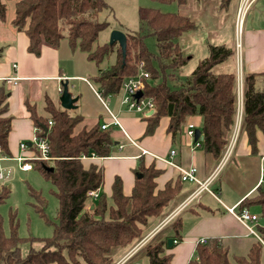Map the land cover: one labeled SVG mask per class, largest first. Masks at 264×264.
<instances>
[{
    "label": "trees",
    "instance_id": "obj_1",
    "mask_svg": "<svg viewBox=\"0 0 264 264\" xmlns=\"http://www.w3.org/2000/svg\"><path fill=\"white\" fill-rule=\"evenodd\" d=\"M6 1L0 0V19L6 14ZM170 2L172 0H158ZM184 1V0H180ZM227 6L231 0H220ZM104 0H14L11 23L25 31L28 50L38 54L43 43L56 46L66 39L72 48L86 54L96 65L115 51L116 59L105 69H99L94 80L103 96L116 94L121 82L138 72L139 64L149 73L144 81L143 95L153 102V113L143 116L146 122L144 135L155 130L162 116L169 118L166 131L174 138L186 117L201 116L200 144L202 149L219 161L232 133L237 113L236 77L233 71L214 72V66L233 55L226 44H208L207 56L198 60L192 71L180 77L175 71L186 64L190 56L184 55L177 39L185 32L195 30L196 23L188 16L173 12H161L156 8L138 7L139 31H126V50L122 57L119 45L97 43L98 34L108 27L106 20L98 15L107 9ZM148 35L154 36L157 54L150 52L144 43ZM1 53V51H0ZM171 71V72H170ZM258 73H245L242 88V116L240 130L244 131L256 152V130L264 131V89L255 86ZM6 93L0 89V155H8V133L11 115L7 114ZM36 127L46 136L48 161H33L43 176L55 188L58 205L52 235L37 239L42 243L38 249L30 246L25 255L20 245L35 238L20 237L13 211L9 214V234L3 230L0 215V264H112L116 250L128 246L141 236L148 218L158 215L169 199L179 190L181 179L166 182L161 190H155L156 178L161 170L153 163L145 166L140 159L134 171V185L130 195L122 191V181L115 176L111 184L108 204L102 191L96 200L88 195L99 190L103 184V168L81 160V155H111L113 136L110 129L100 127L78 128L83 120L79 114L70 115L49 98L45 99L41 114L33 104H27ZM51 121V124L48 122ZM42 125L46 126L45 131ZM52 166V170L44 166ZM7 186H1L0 199L7 196ZM38 202L36 211L44 216V200L40 193L30 188ZM259 206L264 217V187L258 184L254 195L243 197L239 209ZM173 237L180 238L182 223L179 218L172 222ZM264 240V224L256 227ZM167 235L162 231L143 245L127 263L143 260L147 264H170L171 255L166 253ZM264 248L255 240L245 255L233 256L237 264H264L261 260ZM187 264H231L228 248L220 237L198 242L195 253Z\"/></svg>",
    "mask_w": 264,
    "mask_h": 264
},
{
    "label": "crops",
    "instance_id": "obj_2",
    "mask_svg": "<svg viewBox=\"0 0 264 264\" xmlns=\"http://www.w3.org/2000/svg\"><path fill=\"white\" fill-rule=\"evenodd\" d=\"M239 3L240 0H237L235 10ZM12 17L8 20L0 19V89H3L7 95V114L12 117L8 133L9 154L0 155V160L18 156L19 143L22 141L30 143L34 135L35 125L27 104H33L39 113L45 114V99L49 98L56 106L63 109L59 102V87H62V82L67 81L68 90L77 99L74 102L75 106L66 110L70 115L82 116L83 120L78 128L99 127L101 122L110 120L109 112L119 121V125L110 124L106 128L112 131L114 139L111 155L97 156L90 160L103 168L104 181L98 192L102 191L110 196L111 184L115 176H119L123 193L130 195L135 177L133 169L140 159H143L145 166L153 163L156 169L161 170L154 178L155 190L163 189L166 182L180 177L178 167L187 169L194 165L196 176L200 181L216 170L212 182L208 185L214 195L207 191L196 194L194 190L197 188V183L181 181L179 190L165 206L164 212L168 213V216H164L165 220L163 217L157 219L153 224L155 231H162V234L167 235L168 238L177 240L176 243L172 242V247L167 246L165 250L171 255L170 264H187L193 257L195 246L201 238L220 237L228 248V256L230 248L238 245L242 250H249L256 238L247 233L244 225L227 211V207L239 203L245 196L254 195L258 180L264 178V131L256 130V152L252 153L246 133L240 130L244 74L258 73L255 86L259 90L264 89V0H247L241 33L240 59L235 54V41H231L230 45L226 44L233 49L232 61L226 71L235 73L237 113L228 144L232 136L234 139L229 146L226 145L219 161H215L207 154L201 144L194 145L190 135L187 138L185 134L186 137H183L177 133L172 138L166 131L169 120L166 116L160 119L152 134L144 135L146 122L143 116L145 115L128 110L121 103L120 91L105 96L101 94L94 78L99 73V69H105L115 62V51L106 57L108 60L106 65H103L105 58L96 65L87 59L84 52L72 48L66 39H62L56 46L41 44L39 53L34 54L28 50L29 39L25 31L12 25ZM113 28L124 33L130 31L128 28ZM104 42L106 40L102 43ZM99 65L102 67L100 68ZM186 75L188 74L184 76ZM10 77L15 79L8 81ZM97 91L100 92L101 97L97 96ZM188 120L186 133L189 124L200 129L202 120L200 115L188 116ZM178 137V143H175ZM227 146L229 153L220 164ZM171 150L175 152L170 157ZM166 159H170L176 166L166 163ZM231 159L234 170L238 173L244 172L253 162L254 174L248 185L242 186V181H239V184H232L230 180L221 181L219 174L224 164ZM17 166L22 171L18 161ZM108 187L109 191L106 192L104 188ZM257 208L250 206L249 210ZM251 212L256 214V211ZM176 218L182 223L179 230L180 238L173 237L175 231L173 232L171 224ZM243 245H248V248H244ZM131 247L116 250L114 262L122 259ZM129 259L124 264L140 263V261L127 263ZM143 264H147L146 261L143 260Z\"/></svg>",
    "mask_w": 264,
    "mask_h": 264
},
{
    "label": "rangeland",
    "instance_id": "obj_3",
    "mask_svg": "<svg viewBox=\"0 0 264 264\" xmlns=\"http://www.w3.org/2000/svg\"><path fill=\"white\" fill-rule=\"evenodd\" d=\"M107 4V9L99 13V20H106L109 24L108 27L102 30L98 34L97 43H102L106 40L108 42L110 32L113 27L128 28L130 31H139V18H138V7H151L160 10L161 12H173L180 15L188 16L195 23L197 28L183 33L177 42L182 49L184 55L190 56L188 63L178 68L175 71V75L184 77L185 74L194 68L197 61L204 56H207V45L208 44H227L235 41L236 26H235V7L237 0H231L227 6L221 4L220 0H172L170 2H160L158 0H104ZM14 14V0L6 1V16L8 20ZM244 23V21H243ZM247 23V21H246ZM116 29V28H113ZM146 48L153 54H157L158 49L156 46V40L154 36L148 35L144 38ZM235 47V46H234ZM232 58H228L221 64L214 66V72L226 71L229 68ZM108 60H103V65H106ZM100 66V65H99ZM233 66V63L232 65ZM102 66H100L101 68ZM232 68V67H231ZM171 72V71H170ZM185 73V74H184ZM165 117V116H162ZM162 117L160 119H162ZM160 119L158 124L160 123ZM164 121V120H161ZM188 117H186L184 123L181 125L178 134L187 138L189 135L186 133V126L188 123ZM157 124V126H158ZM192 125V124H191ZM192 127H196L193 126ZM184 134L186 136H184ZM177 138L175 143H178ZM87 163L89 160H84ZM51 164V161L49 162ZM0 173L3 178L0 179L1 184L7 186V196L0 199V215L2 216L3 230L6 235L9 234V212L10 210L15 213L17 221V234L20 237L35 238L33 241H24L20 245L22 254H26L32 246L34 249H38L42 244L37 240L44 237H50L52 235L53 226L50 222H56V209L58 201L53 194L55 191L52 183L46 179L41 171L37 167H33L28 172H23L18 169L17 161L15 158H3L0 160ZM254 174L253 162L248 165L244 172H236L234 170L233 159L228 160L224 164L222 171L219 176L221 181L230 180L232 184H239L242 181V186L248 185ZM218 176V177H219ZM30 188L38 191L44 200V216H41L35 208L37 205L36 198L31 195ZM109 191V187L106 189ZM108 190V191H107ZM106 201L108 204L111 199L107 193ZM221 196V195H220ZM169 202V201H168ZM167 205V204H166ZM165 205V206H166ZM165 206L161 209L158 215L150 216L148 218V226L144 227V231L140 237L135 238L128 246L123 248H129L139 244L137 249L143 247V245L149 242L155 234L158 232L154 230V222L163 217L168 216V213L164 212ZM252 209L250 211H256L258 215V221L260 224H264V217L260 216V208ZM166 214V215H165ZM166 216V217H164ZM173 222L175 220H172ZM151 227H153L151 229ZM157 232V233H156ZM254 239V237H253ZM255 241V239H254ZM244 248H248V245H243ZM241 246L230 248L229 259L232 264H237L233 261V255H245L247 249H241ZM121 249V248H120ZM136 249V250H137ZM119 250V249H118ZM135 250V251H136ZM138 251V250H137ZM119 252V251H118ZM122 254V251H120ZM135 252L133 256L136 254ZM119 254V255H120ZM113 256V261H114ZM135 257H140L135 255ZM262 263L264 262V251L261 255Z\"/></svg>",
    "mask_w": 264,
    "mask_h": 264
},
{
    "label": "built area",
    "instance_id": "obj_4",
    "mask_svg": "<svg viewBox=\"0 0 264 264\" xmlns=\"http://www.w3.org/2000/svg\"><path fill=\"white\" fill-rule=\"evenodd\" d=\"M246 6H247V0H240V3L235 13V26H236L235 54L238 59H240V55H241V33H242ZM14 79L15 77H10L8 81ZM148 79H149V73L142 68V63H140L138 72L133 76H128L124 78L119 88V91L121 92V103L125 105L128 110L143 114L145 116L149 110H153L152 100L149 97H144L143 95L144 81ZM61 88L62 87L60 86L59 87L60 93H61ZM138 90L142 91V95L140 97L135 96V93ZM96 94L98 97H101L100 92L97 91ZM109 118H110L109 121L100 123L99 126L100 129H106L110 124L119 125L118 119L110 112H109ZM48 123L51 124V121H49ZM41 130H42L41 128L35 126L34 135L30 143L28 144L23 141L19 143L20 154L16 156L15 159L18 161L19 168L22 171H27L32 169L33 168L32 162L34 160L48 161V162L52 160V157L50 156L49 153V147L46 136L42 134ZM187 133L188 135L191 136V138H193L194 128L192 127L191 124L188 125ZM233 139L234 136L231 137L228 146L230 145ZM194 145L196 146L200 145V138L194 141ZM228 146L221 159L220 164L229 153ZM174 152H175L174 150L170 151L169 153L170 157L174 154ZM95 157L97 156L94 153H90L89 155H81L80 159L92 160ZM165 162L168 163L169 165L176 166L170 159H166ZM178 169L180 171L181 181H189V182L197 183V188L194 190V193L199 194L202 191H207L214 195L213 191L209 189L208 185L212 182L216 170L212 171L204 180L200 181L196 176V167L194 165H191L187 169L180 167H178ZM2 178L3 176L0 173V179ZM258 184H261L264 187V178L261 177L258 180ZM98 193H99L98 190H91L88 192V195L91 197L92 200H96L98 197ZM238 205L239 203L232 205L231 207H227V211L231 213L242 225H244V227L247 230V233L253 235L264 248V240L256 230V227L260 225L258 221V215L251 212L249 208L239 209ZM206 240L207 238H201L198 240V242L204 243ZM172 242L176 243L177 240L173 239ZM139 244L140 242L135 246H132L131 249L125 254V256L122 259L115 261L112 264H124V262L133 255L135 250L139 247ZM131 264H140V263H131Z\"/></svg>",
    "mask_w": 264,
    "mask_h": 264
},
{
    "label": "water",
    "instance_id": "obj_5",
    "mask_svg": "<svg viewBox=\"0 0 264 264\" xmlns=\"http://www.w3.org/2000/svg\"><path fill=\"white\" fill-rule=\"evenodd\" d=\"M114 42H116L119 45V47L121 49L122 57H124L125 56V50H126V35H125V33L123 31L119 30V29H112L111 32H110V37H109L108 43L109 44H113ZM141 95H142V91L141 90H138L135 93L136 97H140ZM76 99L77 98L73 97L72 94L70 93V91L68 90L67 81L62 82L61 93H60V96H59L60 106L63 109L72 108V107L75 106L74 102L76 101ZM152 113H153V110H149L146 113V116H148V115H150ZM42 128L45 131L47 130L46 126H44V125H42ZM198 138L201 139L200 129L195 128L194 129V134H193V140L195 141ZM44 169L52 170L53 168H52V166L45 165ZM172 240L173 239L171 237L167 238V246L168 247H172Z\"/></svg>",
    "mask_w": 264,
    "mask_h": 264
}]
</instances>
